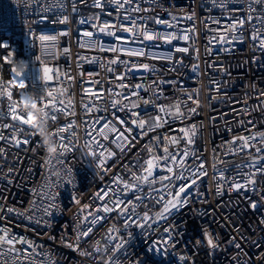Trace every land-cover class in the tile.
Here are the masks:
<instances>
[{
    "label": "built area",
    "instance_id": "1",
    "mask_svg": "<svg viewBox=\"0 0 264 264\" xmlns=\"http://www.w3.org/2000/svg\"><path fill=\"white\" fill-rule=\"evenodd\" d=\"M96 2L0 0V40H8L17 49L18 60L27 66L26 82L35 79L41 86L38 77L47 68L51 79L46 87L54 96L63 92L65 112L58 115L56 124L48 122L49 131L74 121L71 132L76 134H66L72 150L65 152L64 163L52 159L49 164L55 145L47 152L37 143L43 139L40 135L28 144L17 145L15 140L27 138L28 133L4 127L7 124L19 129L20 125L9 116L6 96H0V136L7 138L0 139V227L36 245L42 255L35 257V264H103L113 255L116 264H264V173L252 166L253 158L264 157V151H255L264 147V142L257 137L251 142L253 147L243 151L241 141L232 143L234 138L264 133V49L251 39L256 31L264 33V4L254 0H131L119 8L113 0H99L102 7ZM129 16L141 31L175 39L165 43L143 40L142 35L134 37L121 30L131 26L126 19ZM248 16L253 19L248 21ZM65 17L67 22H63ZM242 19L245 23L240 26ZM106 24L110 27L101 32ZM88 32L92 35L85 36ZM42 36L55 39L43 41ZM111 48L118 50H108ZM184 48L188 51H179ZM130 51L148 55H128ZM114 59L123 63L111 64ZM143 64L149 68H142ZM0 78H11L7 65L0 70ZM19 86L23 87V82ZM13 99H20L18 92L13 93ZM113 101H119L115 108ZM85 104L92 108L90 113ZM177 105L182 114L179 117L175 114ZM32 107L38 109L35 101ZM72 112L75 115L66 114ZM157 116L162 117V126L147 135L142 131L148 125L141 130L132 123ZM35 117L29 112L30 124ZM98 118L100 123H96ZM105 123L123 130L133 146L122 152L123 141L119 142L121 147L111 142L114 133H106L108 140L99 136L94 129ZM157 136L162 138L159 147L154 140ZM93 137L106 147L105 157L114 153L103 169L98 165L104 157L98 155L104 149L97 147ZM189 138L193 143L187 142ZM173 139L178 143L173 144ZM164 147L177 157V163L169 162L168 166L176 175L189 177V183L200 163L208 173L204 181L191 188L185 206L166 220L149 221L144 228L138 226L140 221L125 228L118 210L99 213L107 219L95 226L85 221L104 203L95 199L98 190L109 186L121 189L122 183H113L117 175L123 182L138 183L131 172L141 173L151 154L167 155ZM185 151L199 159L189 155L181 162ZM257 167H264V160ZM216 170L224 179L214 183ZM169 175L160 161L156 183L139 184L134 194L117 191L110 196L134 200L141 217L145 212L155 216L163 204L154 198L166 196L159 178ZM184 183L172 180L167 190L175 192L176 186ZM237 183L242 185L240 189L235 188ZM135 196L142 199L135 201ZM252 203L257 207L252 208ZM88 226L93 232L77 241L78 233ZM110 228L117 229L111 234L117 239L111 242ZM209 237L215 247L208 244ZM121 242L123 248L113 252ZM67 243L79 247L74 250ZM5 259L11 264L10 258Z\"/></svg>",
    "mask_w": 264,
    "mask_h": 264
},
{
    "label": "snow or ice",
    "instance_id": "2",
    "mask_svg": "<svg viewBox=\"0 0 264 264\" xmlns=\"http://www.w3.org/2000/svg\"><path fill=\"white\" fill-rule=\"evenodd\" d=\"M130 3L131 0H113V3H117L119 8L124 7V3ZM257 4H264V0H254ZM97 7H102L99 0L96 2ZM75 11V8L73 9ZM191 18V17H190ZM127 20L130 21L131 26L130 27H123L121 28L122 31L126 33H132L134 37L136 35H142L143 40L146 41H154V40H163L165 43H170L172 39H175V37L170 35H153L151 34L147 29H143L142 31L139 29V26L137 24L136 20H133L130 16L126 17ZM248 21H251L253 19L252 16H248L246 18ZM63 22H67V17L64 18ZM163 21H157V23H162ZM261 22L264 23V18H261ZM245 23V20L238 21V24L240 26H243ZM110 26L104 25V27L100 28L101 32L106 31ZM237 27L236 24L232 25V28L235 29ZM63 35H67V33H62ZM109 35H115L114 32H108ZM85 36H91L92 33L88 32L84 34ZM185 40L188 39V36L183 37ZM54 37H48V36H42L41 40L47 41V40H53ZM119 39V37H118ZM251 39L253 41H259V45L261 49H264V33L260 31H256L252 36ZM83 47V45H81ZM104 50V49H101ZM110 51H117L116 48L108 49ZM67 51V50H65ZM179 51H188L187 48L179 49ZM9 52L12 53V62L9 63L4 57H7ZM128 55H134V56H147L148 54L143 51H130L128 52ZM118 62L117 59L111 60V64H116ZM123 63V62H121ZM7 65L9 67V72L11 73V78L7 81H4L2 78H0V96H6V98L9 101L8 105V112L9 116L12 121L17 122L20 125L19 129H15L14 125H7L5 124V128L12 127L14 130L17 131H26L28 133V137L20 140L16 139L15 143L17 145L24 143L28 144L30 143L31 139L34 138L36 135H39L36 127L34 124L29 123V112H31L32 103L30 101H35L36 108L39 109V116L35 117V121L43 122L42 126L47 129L48 134L51 137L52 143L55 145V153L54 155L50 153L49 156V164H51V160L55 159L59 163L63 164L64 161L62 157L64 156L65 152L71 151V140L69 139V135L75 136V133L71 132L72 127L74 126V121L71 123H68L67 125L60 126L56 128L55 131H49V121L52 122V124H56L58 115L61 112H65V106L64 101L61 99V96L63 95V92L60 94L54 96L53 92L49 90L48 87H46L48 81L51 79L50 76H48V69H44V75L38 77L43 84L41 86H37L36 80L32 79L28 82L25 80L26 76V64L22 61L18 60V54L17 49L14 45H12L8 40H0V70L3 69V67ZM142 68L148 69V64L141 65ZM109 71H112V69H109ZM70 78V77H69ZM121 80L124 79L123 76L119 77ZM20 82H23L24 86L20 87ZM121 87H124V85H121ZM135 87L139 88L140 85H136ZM18 92L20 99L16 100L13 99V93ZM93 96H96V98H100L97 96L96 93H93ZM21 97H27V107H25L21 103ZM72 102L69 101V104ZM119 104V101H113L112 106L115 108ZM86 112H91L92 108L88 105H83ZM135 107V105H134ZM261 107H264V104L261 105ZM27 109V110H26ZM161 112H164L165 109L163 107L160 108ZM190 112H195V109H190ZM75 115L74 112L72 113H66ZM178 117L182 114L179 112V106H176V113ZM116 119L119 121L120 125H124L125 121L123 119H120L118 116ZM162 117L157 116L155 118H152L150 121L145 120H133V124H137V126L141 129H145V125H148L147 129L142 131V135H147L150 131H155L156 128H159L162 126ZM96 123H100V119L98 118L96 120ZM87 129V125H86ZM94 131L101 136L104 140H108L109 137L106 134L107 132H111L115 134V138L111 141L112 143L117 144L118 147H121L120 141L124 142V146L121 147V151L123 152L125 149H130L133 146V141L129 140L128 136L125 135L123 130H120L117 128L115 124L112 123H105L100 129H94ZM128 132H131V129H127ZM86 134L89 136H92L91 132H87ZM185 135L187 136V132L185 131ZM257 137H259L260 141L264 142V133H253L249 137H238L234 138L232 143H236V140L242 142L240 146V151H243L247 148L253 147L252 141H256ZM0 139H7L6 137L0 136ZM155 141H157V147H159V143L162 142V138L157 136L154 138ZM93 142L97 144L98 148H103L104 151H101L98 155V158L104 157L103 159H100V164L98 165L101 169L104 168V164L108 158H110L114 153L108 152L107 157H105V152H107L106 147L101 144L98 140H96L93 137ZM189 144L193 143V140L191 138L187 141ZM45 149L48 148L47 145L44 144L43 139L37 142ZM172 143H178L177 140L173 139ZM2 151V150H0ZM255 151L257 153H260L261 151H264V147L255 148ZM149 152L151 153L152 150L149 149ZM163 152L167 153V155L163 156H156L155 154H151L149 158L145 161L144 166L142 168L141 173L137 172H131V176L133 181H136L138 183L133 182H123L122 177L119 175L113 177V183H122L123 187L121 189H113L110 186L107 187L104 190H98L94 196L95 199L104 201L101 205L98 206L96 209V214L89 213V216L91 217L90 220L88 218H85V221L95 226L97 224H100L102 221L107 219L106 216L100 215L99 213H111L116 212L118 210V215L124 219V227L127 228L130 224H137L141 228H144L148 225V222L151 220L159 221V220H166L168 215H171L173 211H176L183 206H185L188 203L187 197L190 195V190L192 187H194L197 184V181H204L208 175L207 171L205 170L204 164L200 163L195 168V173L191 174L192 178L189 183V177H186L181 173L180 175H176L173 171V167H169V162H172L173 165L177 163V157L169 152V149L167 147L163 148ZM93 156H97L96 152L90 153ZM189 155L193 156L195 159H199V157H196L194 153H189L187 151L183 152L181 155V162L183 161L184 157H188ZM254 164L253 167L256 168V172L264 173V167H257V165L260 164V160H264V157H261L260 159L253 158ZM160 161H163L164 166L166 168V171L168 173H171L169 176H163L159 178V181L162 184L163 189L166 191V196H158L154 199L156 200L157 204H163V209L161 212L157 213L155 216H150L148 212H145L143 216L141 217L138 213H136V204L134 203V200H127L121 198L119 195L110 196L111 193H116L117 191L123 192V193H135L136 189L138 188L139 184H154L157 182V178L155 176V171L157 168L160 167ZM217 174L213 176V182L217 183L224 179L222 172L220 170H216ZM172 180H183L185 183L183 185L176 186L178 188L177 191L172 192L168 191L169 184ZM164 181H168V184H165ZM251 183H255L254 180L251 181ZM242 187L241 184L237 183L235 185L236 189H240ZM154 191H160L158 189H154ZM167 197H171V199H167ZM142 197L135 196V201L141 200ZM111 205V206H110ZM51 207V205L49 206ZM252 208H256L257 205L255 203L251 204ZM9 212L13 211V209H8ZM46 214H50L48 209H44ZM135 217V218H134ZM2 219V217H0ZM117 231V229L110 228L108 230V239L111 242L112 240L117 239V237L112 236L111 234L113 232ZM166 232L170 231V229H165ZM93 232V227L88 226L86 227V230L79 232L77 235V241L88 237ZM26 245V247L23 248H17L16 245ZM208 244L212 247H215L213 240L211 237L208 239ZM67 246L70 248H73L74 250H77L79 245H73L71 243H67ZM123 242H121L118 245H115L113 252L123 248ZM239 247V245H237ZM95 251L98 253L100 251V248L97 247ZM83 255H91L90 253H84ZM42 255L41 253L37 252L36 245L32 242H29L24 237H15L11 235L10 230L7 227H0V264H8L6 257L11 259V264H24V262H29V264H35V257ZM43 264V262H41ZM103 264H116L115 256H109L107 260L103 261Z\"/></svg>",
    "mask_w": 264,
    "mask_h": 264
},
{
    "label": "clouds",
    "instance_id": "3",
    "mask_svg": "<svg viewBox=\"0 0 264 264\" xmlns=\"http://www.w3.org/2000/svg\"><path fill=\"white\" fill-rule=\"evenodd\" d=\"M4 59H6L9 63H11L12 62V53L9 52L8 56L4 57ZM22 99L27 101L28 98L27 97H23ZM30 103H33V101H30ZM31 111L33 112V115L36 116V117H38L39 114H40L39 113V109H31ZM42 123L43 122L36 121V122H34V126L36 127V130H37L38 134L41 137H43V139L45 141H47L48 148L46 149V151L47 152H51L52 148H53V143L51 141L50 135L48 134V131L44 127L41 126Z\"/></svg>",
    "mask_w": 264,
    "mask_h": 264
}]
</instances>
